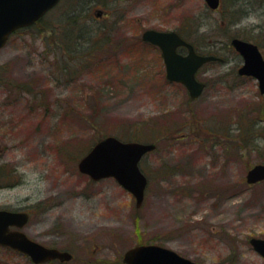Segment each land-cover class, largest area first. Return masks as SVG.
<instances>
[{"label": "rangeland", "instance_id": "374dc122", "mask_svg": "<svg viewBox=\"0 0 264 264\" xmlns=\"http://www.w3.org/2000/svg\"><path fill=\"white\" fill-rule=\"evenodd\" d=\"M177 30L203 54L197 100L169 83L145 30ZM232 37L264 55V0H62L0 49V210L28 211L23 232L67 251L62 264H120L139 245L196 264H264V95L239 76ZM155 144L140 161L143 202L114 179L78 171L99 140ZM0 264H33L0 246ZM61 264V263H56Z\"/></svg>", "mask_w": 264, "mask_h": 264}, {"label": "water", "instance_id": "95a60500", "mask_svg": "<svg viewBox=\"0 0 264 264\" xmlns=\"http://www.w3.org/2000/svg\"><path fill=\"white\" fill-rule=\"evenodd\" d=\"M59 0H0V49L15 30L27 27L38 20ZM210 9H216L219 0H204ZM142 39L160 48L169 81L185 85L192 99H196L204 84L195 80L196 70L204 63L219 60L214 56L198 55L193 46L183 40L176 32L146 30ZM188 49L186 55L176 52L177 47ZM231 46L242 57L243 64L238 69L240 76L253 77L259 92L264 94V58L258 47L250 42L233 38ZM154 144L121 142L108 136L96 143L88 154L78 163L79 172L92 180L114 178L125 190L130 192L139 207L143 201L147 180L139 170L138 162L144 154L152 151ZM264 181V165L253 166L246 174L250 185ZM28 221L25 212L0 210V246L9 247L30 257L35 264L58 260L68 262L72 255L67 251L45 247L27 237L21 231ZM15 227V230H11ZM250 245L264 258V239L251 238ZM124 264H196L173 250L158 245H139L128 249L122 256Z\"/></svg>", "mask_w": 264, "mask_h": 264}, {"label": "flooded vegetation", "instance_id": "af4514ba", "mask_svg": "<svg viewBox=\"0 0 264 264\" xmlns=\"http://www.w3.org/2000/svg\"><path fill=\"white\" fill-rule=\"evenodd\" d=\"M221 4H222V0H219V8H220V6H221ZM177 31V30H176ZM178 32V34H180L182 37H184L179 31H177ZM187 40V39H186ZM188 41V40H187ZM191 42V41H190ZM192 44H193V47H194V50L197 52V53H200V51L198 50V48L195 46V44L193 43V42H191ZM184 50H185V48H179V51H183L184 52ZM182 52V53H183ZM197 80L201 83V80H199L198 78H197ZM201 96V95H200Z\"/></svg>", "mask_w": 264, "mask_h": 264}, {"label": "trees", "instance_id": "16d2710c", "mask_svg": "<svg viewBox=\"0 0 264 264\" xmlns=\"http://www.w3.org/2000/svg\"><path fill=\"white\" fill-rule=\"evenodd\" d=\"M263 113H264V111H263ZM57 262H53L52 264H56ZM120 264H122V263H120Z\"/></svg>", "mask_w": 264, "mask_h": 264}]
</instances>
